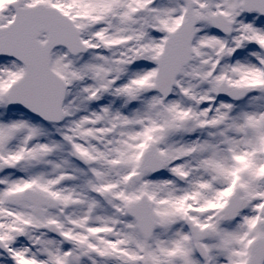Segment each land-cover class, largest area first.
Wrapping results in <instances>:
<instances>
[{"label":"snow or ice","instance_id":"6c2138e0","mask_svg":"<svg viewBox=\"0 0 264 264\" xmlns=\"http://www.w3.org/2000/svg\"><path fill=\"white\" fill-rule=\"evenodd\" d=\"M0 264H264V0H0Z\"/></svg>","mask_w":264,"mask_h":264}]
</instances>
